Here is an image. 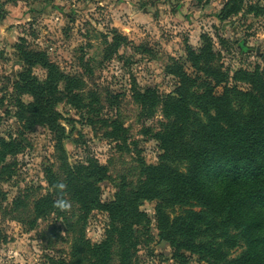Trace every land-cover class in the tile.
<instances>
[{
    "label": "rangeland",
    "instance_id": "1",
    "mask_svg": "<svg viewBox=\"0 0 264 264\" xmlns=\"http://www.w3.org/2000/svg\"><path fill=\"white\" fill-rule=\"evenodd\" d=\"M226 2L0 0V139H15L23 147L5 159L14 165L0 174V230L5 236L0 264H76L72 248L81 234L91 244L100 243L108 225L105 213L93 211L78 221V208L72 205L65 212L70 227L54 214L31 224L33 203L47 192L45 168L57 170L62 155L71 165L94 159L106 168L107 177L98 184L101 204L111 202L120 184L136 187L141 165L155 164L161 154L150 134L162 131L167 120L160 107L151 118L142 117L132 99L134 87L140 92L155 90L157 95L173 92L178 86L171 74L175 66L194 77L186 50L200 49L204 36L212 40L216 63L230 73L264 68V0H242L240 10L223 19L220 13ZM116 36L123 40L111 52ZM20 45L43 52L48 62L80 80L79 94L85 104H91L89 115L67 104L57 106L64 130L63 152L57 150L46 127L25 129L14 117L12 85L23 68L16 51ZM31 73L38 79L45 77L37 65ZM221 92L222 87L214 89L215 95ZM29 100L22 97L24 102ZM100 121H115L125 129L124 147L119 149L120 143L105 137L109 128ZM22 196L23 207L14 208L13 200ZM154 206L153 201L139 206L149 220L152 238L140 239L133 263L177 264L168 244L158 237ZM189 257L187 264H206L197 256Z\"/></svg>",
    "mask_w": 264,
    "mask_h": 264
},
{
    "label": "trees",
    "instance_id": "2",
    "mask_svg": "<svg viewBox=\"0 0 264 264\" xmlns=\"http://www.w3.org/2000/svg\"><path fill=\"white\" fill-rule=\"evenodd\" d=\"M241 6L242 0H228L220 14L226 19ZM202 39L200 49L186 50L195 76L175 66L171 74L178 86L173 92L157 95L155 90L132 89L142 117L151 118L160 107L167 120L162 131L150 134L161 154L155 164L141 165V181L135 188L120 184L111 202L101 204L98 184L107 171L96 160L71 165L62 155L57 170L45 168L47 192L34 201L31 224L54 214L70 227L65 212L53 206L61 195L77 206L78 221L93 211L108 218L100 243L91 244L80 233L72 248L74 263L134 264L140 239L152 238L149 220L139 206L153 201L158 237L168 244L177 264H187L192 255L206 264H264V68L230 73L216 63L212 40ZM122 40L114 37L111 52ZM16 51L23 68L12 85L14 117L25 129L46 127L63 152L57 106L63 103L80 113L93 112L79 94L81 81L48 62L43 52L24 45ZM35 65L45 71L43 79L32 76ZM216 87H222L221 94H214ZM24 96L29 102L22 101ZM100 122L109 128L105 137L120 143L119 149L124 147L125 129L115 121ZM22 148L20 141L0 139V174L14 165L5 159ZM61 182L66 185L63 193L55 188ZM24 199L13 200V207H23ZM142 224L146 226L139 229ZM4 240L0 230V243Z\"/></svg>",
    "mask_w": 264,
    "mask_h": 264
},
{
    "label": "clouds",
    "instance_id": "3",
    "mask_svg": "<svg viewBox=\"0 0 264 264\" xmlns=\"http://www.w3.org/2000/svg\"><path fill=\"white\" fill-rule=\"evenodd\" d=\"M55 188H56L59 192L63 193L64 190L66 189V185H65L64 183L61 182V183H58L57 185H55ZM53 206H54L55 208H57L58 210H60V211H63V212H70V211H71V208H72V203H71L70 200L64 198V196L61 195V196H59V197L55 200Z\"/></svg>",
    "mask_w": 264,
    "mask_h": 264
}]
</instances>
